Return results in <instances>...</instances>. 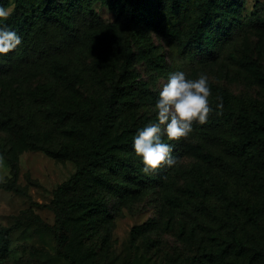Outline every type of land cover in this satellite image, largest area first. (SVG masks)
Instances as JSON below:
<instances>
[{
	"label": "rangeland",
	"instance_id": "rangeland-1",
	"mask_svg": "<svg viewBox=\"0 0 264 264\" xmlns=\"http://www.w3.org/2000/svg\"><path fill=\"white\" fill-rule=\"evenodd\" d=\"M117 1L71 0L91 12L66 4L62 23L42 30L39 19L0 55V181L15 186L0 187V231L10 235L0 264H71L68 254L79 264H237L238 255L264 264V165L237 154L243 139L264 138L237 122L264 112V0H221L194 48L151 20L158 0H143L134 16ZM174 1H160L168 18ZM0 6L13 13L17 0ZM176 71L207 74L214 111L187 139L163 133L178 163L145 175L134 138L157 122L159 93ZM97 137L111 165L92 162ZM241 209L262 210L261 221L244 220ZM237 227L243 250L230 234Z\"/></svg>",
	"mask_w": 264,
	"mask_h": 264
},
{
	"label": "trees",
	"instance_id": "trees-1",
	"mask_svg": "<svg viewBox=\"0 0 264 264\" xmlns=\"http://www.w3.org/2000/svg\"><path fill=\"white\" fill-rule=\"evenodd\" d=\"M143 0H124V6L127 8V12L134 15L140 13ZM160 1L158 0L156 4L152 7L151 11V20H157L165 29V34L170 38H174L176 40H187L189 41V45L194 48L197 43L202 39L206 24L208 21L213 18L216 10L221 5V0H175L173 11L171 8V16L168 18L166 13L161 9ZM71 0H17V6L9 19L7 21H0V27L7 26L10 30L16 32L17 34L20 31L23 35H27L30 32V27L34 26L39 19H41V29L47 30L50 24L53 22L62 23V14L63 12H67V7L69 6L78 14H85L87 12H91L90 5L88 3H82L81 5H71ZM120 1L118 0L117 7L122 8V5H119ZM66 4L68 6H66ZM68 7V8H69ZM174 12V14H172ZM177 17L176 21L173 20L174 16ZM69 25V23L67 24ZM19 47V46H18ZM17 47V48H18ZM126 59L123 65V76L127 74L128 68L131 64L133 58V51L130 47L127 48ZM1 66V65H0ZM1 72V67H0ZM39 90L47 96H51V90L47 89L44 86H39ZM118 92L115 91L111 98L109 104V111H113L116 108L117 100H118ZM237 122L240 128L244 130H252L257 134L264 133V112L262 114V119H254L253 116L248 112H243L242 114L237 115ZM106 124V123H105ZM96 143V148L90 153V158L93 163L97 165L104 164L106 162L108 165H111V162L107 160L105 157L104 146H109L106 142H101L100 139L94 140ZM129 145L131 142H127ZM258 145V149H255V145ZM103 147V148H102ZM252 153L251 158L257 159V161L261 162L264 165V138L254 137V139H243L242 141L237 143V154L248 156ZM65 153H61V155H65ZM83 172L78 173L76 181L82 179ZM1 188L14 189L15 186L13 184H8L0 181ZM66 189V187H62V190ZM82 205V203H75L71 205V208H78ZM99 206V205H98ZM97 204H93V207L89 210H86L83 216H86L88 213H96L98 211ZM263 215V211L258 209L257 211H251L250 209H241L239 211V216L244 218V220L252 223H257L261 221ZM17 227H21V223L18 222L16 224ZM229 233V232H228ZM222 236L225 237L223 231ZM230 234L233 236V243L237 244V248L239 250H243L242 245V232L240 230L235 229L234 231H230ZM61 236V244L65 245L69 242L68 236L64 233ZM0 237L7 244L3 247H0L1 253L5 256L6 252L9 250V241L10 235L9 230H1ZM229 250V248L227 249ZM229 252V251H228ZM244 255V252L241 253ZM241 256L238 255L237 264L240 263ZM67 258L70 260L71 264H79L77 258L74 255H67ZM249 264H254L253 260L249 261Z\"/></svg>",
	"mask_w": 264,
	"mask_h": 264
},
{
	"label": "clouds",
	"instance_id": "clouds-1",
	"mask_svg": "<svg viewBox=\"0 0 264 264\" xmlns=\"http://www.w3.org/2000/svg\"><path fill=\"white\" fill-rule=\"evenodd\" d=\"M11 14V7L0 6V21H7ZM21 43L22 39L16 32L6 25L0 27V55L8 54ZM211 95L209 78L205 73H199L195 79L188 78L184 71L169 75L155 104L157 122L149 123L134 138V149L137 156L142 157L145 175L154 174L164 166L172 168L178 163L172 155V146L162 141V134L166 133L168 141L187 139L193 131V124H205L213 113ZM215 99L219 114L223 109V100L220 96Z\"/></svg>",
	"mask_w": 264,
	"mask_h": 264
}]
</instances>
